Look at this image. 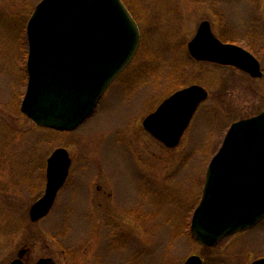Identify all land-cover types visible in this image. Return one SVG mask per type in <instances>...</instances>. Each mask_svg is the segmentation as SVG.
I'll use <instances>...</instances> for the list:
<instances>
[{
  "label": "rangeland",
  "instance_id": "1",
  "mask_svg": "<svg viewBox=\"0 0 264 264\" xmlns=\"http://www.w3.org/2000/svg\"><path fill=\"white\" fill-rule=\"evenodd\" d=\"M39 1L0 0V264L21 249L24 264H183L191 255L203 264H250L264 257V220L212 248L193 240L188 226L225 131L264 110V0H122L140 30L138 51L70 132L37 127L19 109L25 28ZM205 20L218 40L255 56L262 78L190 57L187 43ZM191 84L209 97L168 149L141 121ZM57 148L71 158L67 180L50 213L31 222Z\"/></svg>",
  "mask_w": 264,
  "mask_h": 264
},
{
  "label": "water",
  "instance_id": "2",
  "mask_svg": "<svg viewBox=\"0 0 264 264\" xmlns=\"http://www.w3.org/2000/svg\"><path fill=\"white\" fill-rule=\"evenodd\" d=\"M26 26L27 83L20 112L39 127L71 131L91 114L100 96L130 63L138 50L140 32L121 0H41ZM202 21L188 41L196 61L233 66L262 77L255 57L234 44H224ZM206 89L190 85L165 99L142 121L143 128L167 148L178 145ZM210 160L202 195L189 230L206 247L264 219V110L232 123ZM65 148L46 160L44 194L29 209L36 222L51 210L69 173ZM21 249L9 264H24ZM35 264H56L41 258ZM183 264H202L192 255ZM250 264H264V257Z\"/></svg>",
  "mask_w": 264,
  "mask_h": 264
},
{
  "label": "flooded vegetation",
  "instance_id": "3",
  "mask_svg": "<svg viewBox=\"0 0 264 264\" xmlns=\"http://www.w3.org/2000/svg\"><path fill=\"white\" fill-rule=\"evenodd\" d=\"M225 43H226V42H225ZM227 43H229V42H227ZM226 67L231 68L230 70H232L233 72H241L242 74L249 76L248 74L242 72L241 70H239V69H237V68H235V67H232V66H226ZM249 77H250V76H249ZM250 78H251V77H250ZM208 95H209V93H208ZM168 96H169V95H168ZM168 96H166L165 98H167ZM208 97H209V96H208ZM165 98H164V99H165ZM164 99H163V100H164ZM207 99H208V98H207ZM207 99H206V100H207ZM163 100H162V101H163ZM206 100H205V101H206ZM162 101H160V102L158 103V105H159ZM205 101H203V103H204ZM158 105H157V106H158ZM200 105H201V104H200ZM200 105H199V106H200ZM197 109H198V108H197ZM197 109L195 110V112L197 111ZM195 112H193V113L195 114ZM148 114H150V112H149ZM148 114H147V115H148ZM194 114H193V116H194ZM193 116H192V118H193ZM192 118H191V120H192ZM191 120H190V122L188 123V125H187L185 131L182 133V137H181V139H180V142H181V140L185 137V135H186L185 133H187V129L189 128V126H190V124H191ZM256 259H257V258H256Z\"/></svg>",
  "mask_w": 264,
  "mask_h": 264
},
{
  "label": "trees",
  "instance_id": "4",
  "mask_svg": "<svg viewBox=\"0 0 264 264\" xmlns=\"http://www.w3.org/2000/svg\"><path fill=\"white\" fill-rule=\"evenodd\" d=\"M182 84L181 83H178L177 85H175V86H181Z\"/></svg>",
  "mask_w": 264,
  "mask_h": 264
}]
</instances>
